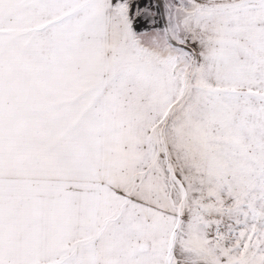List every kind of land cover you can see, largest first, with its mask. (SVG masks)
I'll use <instances>...</instances> for the list:
<instances>
[{"label": "snow or ice", "instance_id": "obj_1", "mask_svg": "<svg viewBox=\"0 0 264 264\" xmlns=\"http://www.w3.org/2000/svg\"><path fill=\"white\" fill-rule=\"evenodd\" d=\"M0 264H264V0H0Z\"/></svg>", "mask_w": 264, "mask_h": 264}]
</instances>
